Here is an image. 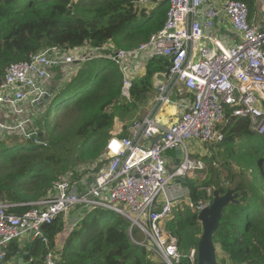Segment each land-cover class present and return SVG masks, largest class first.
<instances>
[{
    "label": "trees",
    "instance_id": "1",
    "mask_svg": "<svg viewBox=\"0 0 264 264\" xmlns=\"http://www.w3.org/2000/svg\"><path fill=\"white\" fill-rule=\"evenodd\" d=\"M235 1L245 3L251 17L259 11L256 0ZM136 2L0 0V85L13 64L47 50L74 54L87 48L137 49L164 28L169 7L159 4L148 14L150 7ZM167 72L166 62L151 59L133 80L132 100L128 101L122 94L123 73L112 61L91 60L77 66L70 77L57 71L48 89L50 97L42 100L36 115H30L28 136L0 132V204L14 205L8 212L24 215L48 198L65 176L80 183L91 175L90 168L104 158L109 141L116 137L111 133L116 117L125 120L138 111ZM219 128L224 134L222 141L200 144L209 148V153L199 158L211 164L207 178L194 175L180 180L189 190V198L173 206L164 227L177 240L180 254L190 255L197 251L203 234L199 208L213 201L206 189L219 190L222 195L236 190L238 197L223 211L213 238L218 264H264V136L251 129L248 118L234 116L229 106ZM130 135L129 129L123 128L118 138ZM168 154L175 157L173 151ZM220 158L225 161L226 176L220 170ZM107 212L84 213L80 229L65 242H60V218L42 226L46 242L36 238L23 247L17 238L3 264L17 257L23 258V264H47L50 253L56 264H161L156 254L134 237V230L133 236L131 231L129 234L130 221L118 216L117 224L101 228L100 220L106 219ZM88 229L92 231L88 233ZM178 264L192 263L183 258Z\"/></svg>",
    "mask_w": 264,
    "mask_h": 264
},
{
    "label": "built area",
    "instance_id": "2",
    "mask_svg": "<svg viewBox=\"0 0 264 264\" xmlns=\"http://www.w3.org/2000/svg\"><path fill=\"white\" fill-rule=\"evenodd\" d=\"M209 1L213 0H137L141 7L163 3L169 7L164 28L137 49L87 48L80 54L47 50L7 70L0 85V112L5 110L10 119L0 117V132L17 131L25 136L30 115L37 114L57 71L70 77L77 66L94 59H110L119 66L124 76L122 94L128 101L132 100L133 80L154 57L168 64L156 103L174 105L181 87L191 98L181 102L182 116L168 128L161 127L152 113L135 121L128 139L109 141L107 154L90 168L91 175L80 183L65 176L32 211L14 215L8 212L14 205L0 204V264L15 239L27 233L33 240L43 239L42 226L60 218V239L65 242L80 229L84 213L97 210L130 220L144 236L140 244L153 251L161 264H178L183 258L195 264L197 251L181 255L177 240L164 227L173 206L189 198L180 180L206 167L202 159L192 156L187 143L222 141L219 126L227 106L234 116L248 118L251 129L264 136V0H256L262 15L259 22L243 2L216 0L210 5ZM221 17L240 38L233 46H227L216 29ZM178 148L183 150L181 165L170 171L167 153ZM206 191L214 199L216 190ZM212 203L201 206L199 213ZM47 264H56L52 253Z\"/></svg>",
    "mask_w": 264,
    "mask_h": 264
},
{
    "label": "crops",
    "instance_id": "3",
    "mask_svg": "<svg viewBox=\"0 0 264 264\" xmlns=\"http://www.w3.org/2000/svg\"><path fill=\"white\" fill-rule=\"evenodd\" d=\"M214 1L216 2V0L209 1V4L210 5L213 4ZM260 9L261 8H259L258 9L259 11H257L256 14L254 15V18L257 22H259L262 19ZM216 29L219 33V36L221 37V39L225 42V44L227 46H233L240 41L239 36L232 30L229 21L225 17L219 18V20L217 21V24H216ZM81 52H84V50ZM77 53H79V52H77ZM162 81H163V76H161L159 78V80L157 81V90L149 95V99H148L147 105H146L147 107L142 108L140 112L145 114L144 116H147V114L152 113V116L154 118H156V120H157L156 122H158V124L165 129V128H168L169 126H171L172 124H174L175 122L180 120L182 113H183V110H182L180 104L183 100L184 101L189 100L191 96H190L189 92H187L184 88L181 87L178 90L179 96L174 98V105L166 106V105H163L161 103L157 104L156 98L158 95V87L162 83ZM0 117L3 119H6V120L10 119V118H7L4 113H1V112H0ZM142 118L136 119L135 121L141 120ZM132 125H131V127H132ZM131 127L129 128V133H130ZM168 153H167V156L172 161V164L170 165L169 170H172L171 169L172 165H173V167L176 165V154H175V157L173 158ZM19 239H20V244L23 247L28 245L29 241H33L32 234H28V233ZM19 259L20 258L17 257L16 260L10 262V264H16V263L20 264V262H18Z\"/></svg>",
    "mask_w": 264,
    "mask_h": 264
},
{
    "label": "water",
    "instance_id": "4",
    "mask_svg": "<svg viewBox=\"0 0 264 264\" xmlns=\"http://www.w3.org/2000/svg\"><path fill=\"white\" fill-rule=\"evenodd\" d=\"M72 8L69 13H71ZM52 91L49 92L45 99H48ZM176 165H181L183 158V150L176 149ZM236 190H228L225 195L221 194V191L216 190L214 193L213 203L210 207L205 208L199 213V221L203 228V234L197 247L198 264H218L217 261V248L214 244L213 238L215 233L219 230L220 221L224 215V210L231 203H234L237 199ZM23 258H20L18 262L23 264Z\"/></svg>",
    "mask_w": 264,
    "mask_h": 264
},
{
    "label": "rangeland",
    "instance_id": "5",
    "mask_svg": "<svg viewBox=\"0 0 264 264\" xmlns=\"http://www.w3.org/2000/svg\"><path fill=\"white\" fill-rule=\"evenodd\" d=\"M147 8V7H146ZM152 11H153V8L152 7H150L149 9L147 8V13L148 14H150V13H152ZM63 51V50H62ZM65 53H66V51H64ZM143 59V58H142ZM108 61H111L110 59H107ZM160 60V59H159ZM149 61V60H148ZM164 61V60H163ZM113 62V61H112ZM165 62V61H164ZM118 66V65H117ZM119 67V66H118ZM140 69H142V66H141V68H139L138 70H140ZM121 70V69H120ZM143 71V70H142ZM121 72H122V70H121ZM53 81H54V79L51 81V83L49 84V88L48 89H50L51 88V86H52V84H53ZM49 92H50V90H49ZM147 105V102L145 103V104H143L142 106H141V108L138 110V111H136V112H131V114L130 115H128V117H126L125 118V120H124V117H119V116H117L116 117V122H115V124H114V126H113V128H112V130H111V133H112V135L113 136H116L115 138H118V137H121L120 135L122 134V132H123V128H130L131 127V125L133 124V122L136 120V119H139V118H142V119H144L146 116H144L145 114H143V113H141L140 111H141V109L142 108H144V107H147L146 106ZM38 111H39V109H38ZM2 112H5V110H3ZM140 112V113H139ZM148 115V114H147ZM123 121H125V122H123ZM188 144V147H189V149H190V152H191V154H192V156L194 157V158H200V157H203L205 154L207 155L208 153H209V148L207 147V146H201L200 144H198L197 142H193V141H191V142H188L187 143ZM26 146H28V145H26ZM173 152H176V151H173ZM176 154V153H175ZM203 160H204V158H202ZM205 162V161H204ZM218 162H219V166H220V170L222 171V174H223V176H226L228 173H227V170L226 169H224V159H219L218 160ZM171 163H172V161H171ZM209 162H205V165H206V167H205V169H204V171L203 172H198L197 174H194L195 175V178H197V179H205V178H207V175H208V172H209V168H210V166H211V164H208ZM171 165V164H170ZM170 167V166H169ZM171 171V170H170ZM69 176V175H68ZM183 192L184 193H186V195H188L189 196V194H187L188 192H189V190H187V188L186 187H184L183 186ZM103 212V211H102ZM105 214H108V216L106 217V219H102V220H100V227L101 228H106V226H111V225H113V224H117V219L119 218L118 216L119 215H117L116 213H113V212H107V213H105ZM122 217V216H121ZM124 218V217H123ZM126 219V218H125ZM127 220V219H126ZM128 221H130V220H128ZM130 230H129V234H130V231H131V233L133 234V230H134V237H136L138 240H140L141 242H143L144 241V236L142 235V233L141 232H139L138 231V229L137 228H134L133 229V225H132V223L130 222ZM92 231V229H88L87 230V232L89 233V232H91ZM131 240H133V239H131ZM63 241V238H61L60 239V242H62ZM134 242L136 241V240H133ZM133 242V243H134Z\"/></svg>",
    "mask_w": 264,
    "mask_h": 264
}]
</instances>
